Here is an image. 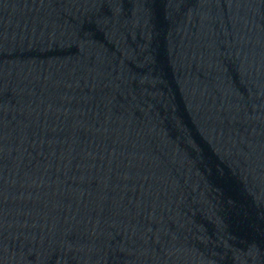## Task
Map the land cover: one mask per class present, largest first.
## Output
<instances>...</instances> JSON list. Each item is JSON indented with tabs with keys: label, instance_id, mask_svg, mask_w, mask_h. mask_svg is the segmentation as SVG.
<instances>
[{
	"label": "water",
	"instance_id": "water-1",
	"mask_svg": "<svg viewBox=\"0 0 264 264\" xmlns=\"http://www.w3.org/2000/svg\"><path fill=\"white\" fill-rule=\"evenodd\" d=\"M0 264H264V0H0Z\"/></svg>",
	"mask_w": 264,
	"mask_h": 264
}]
</instances>
